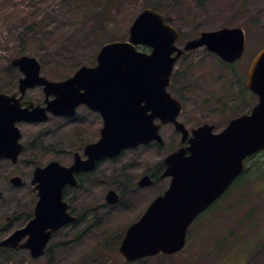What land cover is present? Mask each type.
<instances>
[{
	"label": "rangeland",
	"instance_id": "374dc122",
	"mask_svg": "<svg viewBox=\"0 0 264 264\" xmlns=\"http://www.w3.org/2000/svg\"><path fill=\"white\" fill-rule=\"evenodd\" d=\"M148 1L152 0H114L103 9V29L109 31L106 36L94 23L97 15L90 10L96 0H0V91L8 83L2 72L6 73L11 59L23 48L27 49L28 55L40 60L43 73L55 79L71 75L78 64L94 65L102 43L128 39L130 24L147 7ZM156 1L157 10L180 32L179 45L200 31L224 26H240L246 32V51L237 64L221 63L213 54L198 49L190 53L189 58L177 61L174 68L180 71L178 84L174 83L175 91L180 93L182 99L179 100L184 105L180 121L188 129L208 122L218 131L239 112L236 109L249 110L256 101L252 95L247 106L237 93L230 96V88L238 79L245 82L253 56L264 47V0ZM27 7L32 8L31 15L25 12ZM35 21L43 23L38 32L28 35L18 32ZM99 121L95 112L79 106L74 117H58L47 122V138L41 144L46 153L32 151L34 160L23 154L24 160H18L15 167L0 160L3 190L0 226L10 224L6 217L18 218L15 225H23L27 221L24 214L32 212L37 200L29 179L23 185H5L3 181L8 171L14 167L19 172H28L31 167L25 161L33 165L44 164L54 156L67 165L72 160L71 152H81V141L92 142L99 138ZM23 129L30 130L26 125ZM160 133L164 144L149 142L124 149L115 160L102 163L98 171L88 175L83 189L69 192L74 197L70 205L82 218L75 225L56 231L50 244L70 236L73 229L81 231L72 244H58L51 262L48 263L44 256L32 259L27 250L21 249L8 250L10 258L0 257V264H152L154 256L146 262L124 261L117 250L119 243L113 248L105 241L112 237V231L138 219L148 203L167 187L168 179L159 177L149 186L137 185L145 171L157 168L171 151L170 147L176 148L179 144L180 134L172 124L163 125ZM26 151L31 153V150ZM109 186L120 194L118 202L111 205L103 198ZM216 205L209 218L193 223L191 243L180 255L172 256L170 262L264 264V179L239 181ZM209 219L215 222L204 229L206 233H201L202 220ZM6 233L8 231L0 229V237Z\"/></svg>",
	"mask_w": 264,
	"mask_h": 264
},
{
	"label": "water",
	"instance_id": "95a60500",
	"mask_svg": "<svg viewBox=\"0 0 264 264\" xmlns=\"http://www.w3.org/2000/svg\"><path fill=\"white\" fill-rule=\"evenodd\" d=\"M128 33L126 41L104 43L95 65H81L63 80L40 77V65L32 56L12 59L24 73L20 92L42 84L46 105L21 108L12 103L13 95L0 93V157L16 161L22 145L15 123L42 122L47 119V111L72 117L77 107L85 104L100 114L102 126L99 138L84 146V158L75 152L70 165L51 160L34 169L31 183L38 200L33 217L4 237L0 246L26 248L32 258L40 257L52 234L76 218L63 198L66 185H77L75 173L92 169L100 159L117 156L126 148L152 141L163 144L159 129L172 123L181 133V142L188 143L164 157L161 177H170L169 186L126 229L118 252L126 261L176 253L185 246L192 221L243 172L244 160L264 148V48L251 62L246 80L257 101L248 113L232 118L219 132H214L213 124L202 123L189 135L178 119L181 103L167 90L174 64L184 50L205 46L224 61L237 60L245 45L241 27L203 31L179 48L175 44L177 30L159 11L147 7L133 19ZM137 45H145L150 51H140ZM10 181L14 186L21 183L19 176ZM152 182L151 176L144 174L137 184L145 187ZM118 198L115 189L105 194L108 204Z\"/></svg>",
	"mask_w": 264,
	"mask_h": 264
},
{
	"label": "trees",
	"instance_id": "16d2710c",
	"mask_svg": "<svg viewBox=\"0 0 264 264\" xmlns=\"http://www.w3.org/2000/svg\"><path fill=\"white\" fill-rule=\"evenodd\" d=\"M112 2H114V0H96V2H92V4L90 5V10L91 12L94 13V15H97V18L95 20V24L99 26V29H103V9L107 8L109 5L112 4ZM157 4L158 2L156 0H152V1H148V4H147V7H151L153 9H156L157 10ZM29 7H31L30 5H28ZM28 15H31L32 13V8H28L26 9L25 11ZM102 15V16H101ZM22 18H24V16L21 14ZM8 17H10L8 15ZM7 17V18H8ZM40 17V16H39ZM9 22V20H8ZM43 27V23L40 22V21H35V22H32V23H29L27 26H25L23 28V30H20L18 31L20 34H29V33H36L38 32L39 30H41V28ZM17 31V30H16ZM103 33L107 36L109 34V31L108 29H103L102 30ZM109 41V40H108ZM105 43V42H104ZM103 44V43H102ZM101 44V45H102ZM100 45V46H101ZM140 49L142 50H145L144 47H140ZM18 54L17 55H21V54H27V49L26 48H23V50L17 52ZM81 64H78L76 66V68L78 66H80ZM75 68V69H76ZM179 75H180V71L179 70H175L173 72V75H172V82L168 88V90L170 91L171 94L173 95H176L175 97L178 98V99H182V97L180 96V93H178L177 91H175V86H174V83L178 84V78H179ZM235 89V90H233ZM237 93L241 99V101L243 103H246L247 106L250 105V99H252V94L251 92L246 88V85H245V82L241 79H238L235 82H233V84L231 85V88H230V96L231 97H234ZM234 101V100H232ZM183 103V101H182ZM232 105L234 106V103L232 102ZM237 111H239L238 113H235L234 116L238 115V114H241L247 110L245 109H236ZM233 116V117H234ZM47 128H43L41 130H39L38 132H33L31 134V137H30V134L29 136H27L25 138V144H26V147H25V151H24V154L26 156V158L28 159H31V160H34V157L32 155V141L34 140L36 145L38 144L40 146V151L45 153V150L46 148L45 147H41V144L42 142L47 138V132H46ZM66 140H67V137H66ZM80 142V141H79ZM86 142H82L81 141V146H83ZM174 147H170V150H172ZM26 150H31V153H28ZM56 150V149H55ZM59 151V150H57ZM47 152V151H46ZM123 153V152H122ZM121 153V154H122ZM115 160V159H114ZM245 163H246V168H245V171L243 172L242 175H240L234 182L233 184L231 185V188H233V186H235L239 181H248V182H254L256 180H262L264 179V149H262L260 152L256 153V154H253L251 155L250 157H248L246 160H245ZM38 165V164H36ZM163 167V163L160 162V165L155 168L154 170L150 171V173H152L154 175V179H158L159 177V174L161 173V168ZM230 188V189H231ZM251 189H249L250 191ZM3 196V195H2ZM1 196V197H2ZM0 197V198H1ZM215 207V205L209 207L207 210H205L203 213H201L196 219L194 222L204 218V217H207L209 218V215L210 213H212L211 211L213 210V208ZM31 213H25L24 214V218L25 220L29 219ZM81 219V217H79V220ZM18 220V218H12L10 220V224L9 225H6L5 224V227L4 226H0V229L1 231L3 232H7L9 230H11L12 228H16L20 225H15L16 221ZM78 220V221H79ZM78 221H76L75 223L72 224L75 225ZM91 222V220H90ZM212 222H215V220L213 219H209V220H202V226H201V233H206L207 231H205L204 229L208 226H210L212 224ZM207 224V225H206ZM128 224H126L125 226L123 227H120L118 228L117 230L115 231H112L111 233V238H107V240L105 241V244H109V247H113L115 248L116 245L119 243L122 235H123V230L127 227ZM206 225V226H205ZM3 227V228H2ZM190 229L191 227L189 228L188 230V233H187V241H186V246L187 247L190 243H191V233H190ZM81 231V229H73L72 232H71V235L70 236H66L64 237V239L56 242L54 245L50 244L47 246L46 250H45V253H44V257L45 259L47 260V262H51L52 260V254L53 252L55 251V248L58 246H61L62 244H72L73 242H75L78 238H79V232ZM1 238V237H0ZM8 250L10 249H7V248H3V247H0V257L4 258V259H9L10 258V255L7 253ZM182 251V250H181ZM180 252L176 253V254H173V255H166V254H158L156 256H154L155 260L153 261L152 264H173L170 262V259L172 258V256H175L177 254L180 255ZM150 259V257H147V258H143V259H140V260H137V261H142V262H146ZM93 260V259H92Z\"/></svg>",
	"mask_w": 264,
	"mask_h": 264
},
{
	"label": "flooded vegetation",
	"instance_id": "af4514ba",
	"mask_svg": "<svg viewBox=\"0 0 264 264\" xmlns=\"http://www.w3.org/2000/svg\"><path fill=\"white\" fill-rule=\"evenodd\" d=\"M201 1V0H200ZM167 18V17H166ZM201 32L202 31H200L198 34H196V35H194L193 37H191V38H189V39H192V38H195V37H198L200 34H201ZM179 37H180V32L178 31V38H177V40H176V44H177V46L178 47H180V48H183L184 47V45H185V43H186V41H188L189 39H186V40H184V42L183 43H181L180 45L178 44V39H179ZM245 38H246V32H245ZM200 50V49H202V50H204V52H207V53H211V54H213L214 56H216L217 57V60H219L221 63H224V64H227V65H235V64H237L241 59H242V57H243V54H244V52L246 51V45H245V47H244V51H243V54L237 59V60H235L234 62H231V63H227V62H224V60L223 59H220L216 54H214V53H212V52H209V51H207L206 50V48L204 47V46H202V47H198V48H194V49H191V50H184L182 53H181V55L179 56V58H178V61L179 60H182V58L184 57V59L185 58H189L188 57V55L190 54V53H193V52H195V51H197V50ZM260 50V49H259ZM258 52V51H257ZM256 52V53H257ZM254 54V53H253ZM252 54V55H253ZM256 55V54H255ZM255 55L253 56V58L255 57ZM253 58H252V60H253ZM252 60H251V62H252ZM251 62H250V64H251ZM249 64V65H250ZM249 67V66H248ZM247 71H248V69H247ZM3 74H6L5 75V78H7V80L6 81H8V83H7V86H6V88L4 89V90H2V91H0V93L2 92V93H6V94H9L10 96L11 95H13V101H12V103H14V102H16L17 104H19V106L21 107V108H26V107H36V106H38V107H43V106H45L46 105V102H45V99H46V95H45V92H44V86L42 85V84H35V85H33V86H28L25 90H24V93L22 94L21 92H20V87H19V83H20V79L21 78H23L24 77V73L18 68V66H15V65H13L12 64V60L10 61V66H9V68L7 69V71H6V73H5V71L4 72H2ZM45 73V72H44ZM43 73V71H42V67L40 66V70H39V76L41 77V76H44V77H46L47 79H50V80H56V79H54V78H52V77H49V75H47L46 73L44 74ZM246 75H247V72H246ZM246 81V80H245ZM36 94H38V96H37V98H36ZM53 98V94H50L49 95V99H52ZM79 106H82V107H84L86 110H88V111H93V112H95L97 115H98V117H99V119H100V121H99V123H100V126H99V130H98V132L100 131V128H101V126H102V118H101V116H100V114L97 112V111H94V110H92V109H90L88 106H86L85 104H81V105H79ZM78 106V107H79ZM58 117H68V116H63V115H55V114H52L51 112H49V111H47V119L46 120H44V121H42V122H40V121H35V122H29V121H19V122H17L16 124H17V126H18V128H19V130L21 131V138H20V141L26 146V144H25V141H23V140H25V138L27 137V136H29V134H30V137H31V134L33 133V132H38L39 130H41V129H43V128H45L46 127V124H47V122H49L50 120H52V119H55V118H58ZM74 117V116H73ZM68 118H71V117H68ZM29 126V129L30 130H28V129H26L25 131H24V126ZM221 130V129H220ZM214 131H216V130H214ZM178 132V131H177ZM179 133V132H178ZM180 134V133H179ZM189 135H190V133H189ZM86 143H88V142H86ZM85 143V144H86ZM187 140H185V142L184 143H182L181 142V137H180V140H179V144H178V146L177 147H180V146H184V145H187ZM84 144V145H85ZM84 145H83V147H84ZM31 147H32V151L33 152H41L39 149H40V146L37 144L36 145V143H35V141L33 140L32 141V145H31ZM83 147H82V150H81V152L80 151H73V152H71L72 153V160L69 162V163H67V165H70V164H72V162H73V160H74V153L75 152H78L80 155H81V157L82 158H84L85 157V155L83 154ZM176 147V148H177ZM176 148H174V149H176ZM173 149V150H174ZM23 151V150H22ZM52 153L54 152L53 150L51 151ZM41 153H43V152H41ZM45 153H46V150H45ZM21 154H22V152L19 154V156H18V158H17V160L15 161V162H11L7 157H0V160L2 159V160H6V161H8L11 165H15L16 163H17V161L18 160H20V159H22L23 157H21ZM121 154H119V155H117V156H114V157H104V158H102V159H100L97 163H96V165L92 168V169H89V170H79V171H77L76 173H75V177H76V179H77V181H78V183H77V185H66L65 187H64V189H63V194L65 195V198L68 200V202H69V210L71 211V213L73 214V215H75L76 217H78V216H80L81 218H82V215H80V213H79V215H78V213H75L74 212V210L72 209V207H71V205H70V203H71V200L72 199H74V197H71L70 195H69V192L72 190V189H78V188H80V189H83V185L84 184H86L87 183V177H88V175H91L92 173H95L96 171H98V169H99V166L102 164V163H104V162H110V161H112V160H114L115 159V157H119ZM52 159H57V157L56 156H54V158H51V159H49L48 160V162L50 161V160H52ZM23 160H24V158H23ZM25 163H27L30 167H31V170L30 171H28V172H26L25 170H23L22 172H19V171H17V170H15V166L12 168V169H10L9 171H8V174H7V176L5 177V179H4V181H3V183L5 184V185H7L8 187H11V185H10V178L11 177H13V176H19L20 177V179H21V183H20V185H23L24 183L26 184V182H27V180L29 179V184L31 183V178H32V174H33V170H34V168L36 167V166H34L31 162H29L28 160L27 161H25ZM47 163V162H46ZM46 163H44V164H46ZM43 164V162H40L38 165H44ZM164 169H165V165L163 164V170L162 171H164ZM161 171V172H162ZM145 173H149L150 174V176H151V178H152V180H153V182L155 181V179H154V175L152 174V173H150L149 172V170L148 171H145L143 174H145ZM141 178V177H140ZM139 178V179H140ZM159 178H161V179H165V178H167L168 179V185H167V187L169 186V183H170V177L169 176H164V177H161V173L159 174ZM0 179H1V174H0ZM138 179V180H139ZM137 180V181H138ZM157 180V179H156ZM152 182V183H153ZM138 185V184H137ZM0 186L2 187V183H0ZM139 187H142V186H139ZM167 187L165 188V189H167ZM32 189H33V191H35V193H36V195H37V192H36V190H34V187L32 186L31 187ZM110 188H113V187H108L107 189H106V191H105V194H106V192L110 189ZM230 188H231V186L218 198V200H216V202L217 201H219L222 197H224L225 195H226V193H228L229 191H230ZM31 189V190H32ZM165 189H164V191H165ZM116 190V189H115ZM163 191V192H164ZM105 194H104V196H103V198H105ZM216 202H214L211 206H213V205H216ZM82 209V208H81ZM80 212V211H79ZM31 216V215H30ZM30 218V217H29ZM6 219H7V221H9L10 220V217H6ZM28 220V219H27ZM68 226H72V225H68ZM67 227V226H66Z\"/></svg>",
	"mask_w": 264,
	"mask_h": 264
}]
</instances>
